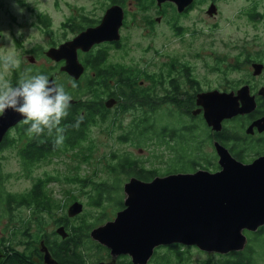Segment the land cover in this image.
I'll list each match as a JSON object with an SVG mask.
<instances>
[{
  "label": "flooded vegetation",
  "instance_id": "1",
  "mask_svg": "<svg viewBox=\"0 0 264 264\" xmlns=\"http://www.w3.org/2000/svg\"><path fill=\"white\" fill-rule=\"evenodd\" d=\"M101 1H104V4L101 5L103 12L100 16L92 17L82 14L66 18L60 24L63 29L60 40L53 41L49 48L40 44L35 45L34 48L29 47L23 54L16 56L20 62L17 69L10 71L9 76L5 75L3 78L15 83L18 73L25 67H30L34 72H48L49 78L55 80L53 73H56L59 76L57 81L63 83L72 96L71 105H82V107L93 105L92 113L94 111L95 114L82 110V107L78 110V114L81 113L84 119L88 118V127L94 124L96 118H100L102 113L134 110L135 113L131 114L132 125L123 126L128 135L122 140H129V142H133L134 135L136 136L142 130V122L150 121L148 119L150 114L161 112L164 103H169L168 105L173 108L170 116L174 118L180 116L181 122L178 125L171 124L168 125L169 127H164L160 119L152 118L151 123L156 124L158 128L152 125L151 132L148 133H152L151 137L154 136L153 144H156V147L160 145V142L163 145L167 143L166 147L171 152L166 161L167 165L162 164L166 166L162 168L164 170L160 169L158 164L156 167L148 168L145 167L146 164L135 159L123 157L132 163L152 169L153 172L148 174L150 176L137 172L126 173L124 182H120L119 179L114 180L118 174H113L112 179L109 180L110 185L94 183L91 185L93 189L88 191L69 190L67 193L73 196V199L68 204L38 205L39 200L35 197L34 202H29L28 198L32 194L33 187L42 188V181L34 184L32 189L30 188L23 196L28 204L24 202L21 205L9 204L7 192H3L4 198H0V264H76L67 261L70 255L78 256L80 264H169L171 261L172 264H188L194 263V260L190 258V252L194 251L205 256L209 253L215 254L210 257L219 258L218 263H212L211 258L203 257L200 261L206 260L200 264H230L238 256L248 257L250 264H257V257L254 255L256 253L264 255L262 250L258 252L260 243H264V224L256 231L245 228L242 232L247 238L245 247L225 253L209 252L206 247L189 241L162 243L152 248L141 249L140 253L134 257V254L129 252L134 250V247L130 244V240L128 242L127 237L120 240L124 243V252L115 253L107 244L108 242L112 245L118 241L117 238L112 240L110 237L116 236L117 231L110 232L104 243L94 239L92 232L113 223L118 214L126 209L128 193L125 187L132 180L149 183L156 179L172 177L171 180L175 183L179 181L181 175L199 171L210 174L220 173L223 167L219 148L226 150L236 163L245 166L264 158V0H190L188 3V0H182V2L148 0L149 9L145 4L146 0ZM17 3L18 8L26 7V10L19 11L13 6V0H0V48L6 32L13 30L16 23L18 29L23 27L24 21L27 27H36V29L43 27V24L45 26L49 24V19L44 14L36 13L35 17L30 18L34 20L32 25L30 21L28 22L29 0H17ZM179 4L183 5L182 8ZM132 5L145 12V20L152 25L146 34L156 37L158 32L154 27L166 23L170 43L175 38L183 42L186 37V42L195 43L196 36L199 35L209 38L223 36L230 32L229 28L232 26L238 27L236 32L242 34L245 41L239 42V46L235 48L232 61H224L222 56L216 53L213 45L204 46L203 52H195L193 56L190 52L185 53L183 60L173 52V46L172 48L165 46L167 53L165 49L162 52L167 54L166 61L161 65L153 62L152 73H145L142 58L137 60L131 57V50L128 45H124L125 38L122 35V31L126 32L127 37L131 33L129 30L131 26L127 19L132 16V13H128V7ZM115 6L120 7L124 13L119 40L95 44L87 51L78 49V60L81 66L79 67L78 64L77 67L82 69L78 76L77 73L63 71L68 62L66 59L55 61L47 56L50 50H61L86 30L98 27L105 13ZM233 6L237 8L236 13L228 14ZM16 16L18 18L21 16V21L15 19ZM44 20H47V24ZM184 22L194 24L193 26L185 25ZM197 24H200L199 28L196 27ZM180 49H183V46H180ZM154 53H161V51L156 48ZM42 56L45 61L47 58L50 60V69L47 65L40 63L39 57ZM26 61H28L27 65H25ZM196 61H202L204 72L201 75L198 73ZM193 62L195 65H192ZM144 76L150 77V86L145 92H143L142 78ZM73 81L77 85L74 89L71 87ZM156 95H165V98L151 103V98ZM223 99L234 102L236 113L218 122L217 117L222 112L219 110L217 101ZM140 104L144 106L141 108L142 112L147 113L144 118L137 113L140 110ZM6 113L12 114L13 117L17 114L11 110H7L5 115ZM207 113L217 118L215 125L208 124L205 119ZM112 116L115 115L107 118L110 119ZM126 116L123 115V117ZM137 122L141 123L137 125ZM190 126L193 128L201 126V130L194 129L190 133ZM26 127L27 125L19 119L13 121V124L7 128H0V134L3 133L0 136V164L6 161L7 153L13 152L15 147L26 167L30 163L42 160H29L25 156L27 153L24 152L33 141L32 136L26 132ZM131 130L134 131L132 135H129ZM197 130H199L198 134L194 133ZM183 137H188V140H183ZM84 138L88 136L85 134ZM146 140L140 139L144 142L141 143L142 146L146 144ZM183 142L184 147L181 151L180 144ZM134 144H136L135 141ZM136 145H138L136 148L141 149L140 151L143 150L142 146ZM207 147L211 150L209 154L204 153ZM184 151H187V154H183ZM124 159H121V162ZM181 159L183 163H175ZM222 177L240 181L248 175H223ZM249 178L251 182L247 185L244 202L253 211L263 205L264 174L249 175ZM85 181L91 183L93 179L91 177ZM227 186L224 182L217 188L222 189ZM78 193H84L85 197L93 198V201L89 202L91 203L89 207L85 206L84 201L75 198ZM109 197L118 198V203L109 200ZM42 199L44 202L47 201L46 196ZM102 201L107 203L111 201L114 203L113 208L109 205L108 212L100 215L86 211L87 208L97 207L92 203ZM76 203L83 205V211L74 215L70 210ZM29 205H35V210L32 211ZM23 208L28 209L29 213L25 214L21 211Z\"/></svg>",
  "mask_w": 264,
  "mask_h": 264
},
{
  "label": "rangeland",
  "instance_id": "2",
  "mask_svg": "<svg viewBox=\"0 0 264 264\" xmlns=\"http://www.w3.org/2000/svg\"><path fill=\"white\" fill-rule=\"evenodd\" d=\"M132 2V0L130 1ZM102 4L104 1L101 0H29V16L28 22L32 23L33 19L31 17H35L36 13L44 14L49 20V24L40 29H36V27H27L26 21L22 22L23 27L18 29L17 23L15 28L11 31H7L2 42L0 48V54L4 52H14L16 56L23 54L29 47L34 48L35 45H43L47 48L57 40L61 39V35L63 34V29L60 24L68 17H75L76 15L88 14L89 16H100L102 14ZM135 4V3H134ZM145 4L148 5V0L145 1ZM128 13H132V16H129L127 19L128 24L131 26V33L126 35V32L122 31V35H124V45H128L131 50V57L137 60L142 58L143 60V71L145 73H152L151 66L153 62L158 63L159 65L163 64L166 60V55L163 54L162 51L166 50L165 46L172 48L173 52L177 53L178 56L183 60V56L185 53H191L193 56L195 52H203V48L206 45H213L217 54H220L224 61H232V57L235 55V48L239 46L240 43L245 41V38L242 37V34H238L236 31L238 27L232 26L229 28V33L223 36L217 37H207L199 35L196 36L195 43L190 41L186 42V37H184L183 42H179L178 39H172L171 43L168 40V28L166 23H162L154 27L158 32L156 37H153L149 34H146L149 29L152 28V25L149 24L148 20H145L144 14L145 12L139 10L135 5L128 7ZM23 10H26V7H23ZM143 10V9H142ZM237 8L233 6V9L228 12V14L236 13ZM20 14V13H19ZM15 19L21 21V16L18 18L16 16ZM99 20V19H97ZM47 23V20H44ZM185 25H192L193 22H184ZM223 24V22H221ZM197 28L200 27V24H197ZM240 42V43H239ZM199 45V47H198ZM180 46H183V49H180ZM147 47V49H145ZM167 47V48H168ZM190 47V48H188ZM158 49L161 53H154V49ZM180 49V52H179ZM171 52V50L168 48ZM127 51H129L127 49ZM167 53V50H166ZM172 53V52H171ZM26 58V57H25ZM40 63L43 65H47V68H51V62L47 58L44 60L43 56L39 57ZM28 60V59H27ZM129 60V59H128ZM28 61H26L25 65H27ZM195 65V62L192 63ZM196 65L198 66V73L201 75L203 73V64L202 61H196ZM34 72V70H33ZM9 76V72L4 73L2 69H0V76ZM56 80L59 79V76L56 73H53ZM143 84V92L147 91L146 89L150 86V77L144 76L142 77ZM86 97H84L85 99ZM165 95H156L152 97L150 102L154 103L158 101L157 99H164ZM169 103H164V107L161 112L150 114L148 119L150 121L143 122L142 126L145 127V124L149 129L140 130L138 136L134 135L133 140L136 144L140 146L141 140H146V144L142 146L143 150L140 151L138 145L133 142H129V140L123 141V137L128 135L123 128L126 126L132 125V117L131 114L135 113V111L127 110L126 112L121 113H102L100 118H96L94 124L90 125L86 136L88 138H84L82 140V144L80 148H76L74 150L67 151L66 153H60V151L55 154H48L44 158L45 160H39L35 163H30L28 167L24 165V162L21 161V158L18 154L17 147L9 153H7L8 158H6L5 162L0 164V178H1V187L3 192H10L16 195L23 194L31 188L34 184L39 181H42V188L44 196L46 199L50 200L51 205L53 203L68 204L73 196H69L67 191L69 190H79V191H88L93 189L91 187L94 183L106 184L110 185V181L113 174H118V176L114 179H119L120 182H124V174L116 173L113 170L116 169L117 165L121 163V159L129 158L132 160H137L142 164H146L145 167L152 168V166H157L160 169L166 167L167 158L171 154L169 149L166 147V144H162L156 147V144H153L154 136L151 137V126H155L158 128L156 124H152L151 120L160 119L161 125L164 127H169L168 125L175 124L178 125L181 122L180 116H170L172 111V106L168 105ZM139 107L138 115L141 118L147 116L146 112H142V106ZM110 115L112 116L110 119L107 118ZM122 115V116H121ZM123 115H127L123 117ZM129 115V116H128ZM136 120V119H135ZM142 122V121H141ZM137 122L136 124L139 125ZM191 127L190 133L194 129L201 130V126ZM142 128V127H141ZM109 129V132L107 130ZM155 130V128H154ZM199 130H197L196 134H198ZM131 130L129 135H132ZM158 132V131H157ZM147 134V135H146ZM162 134V133H161ZM202 137V133L200 132ZM140 138V139H139ZM188 140V137H183V140ZM160 141V140H159ZM185 141V142H186ZM175 146V143H174ZM184 147V142L180 144V150ZM172 148V146L170 147ZM193 151H196L193 149ZM211 150L207 147L204 149V153L209 154ZM183 154H187V151H184ZM191 157L193 153L191 152ZM6 156V155H5ZM86 156L85 159L83 157ZM124 157V158H123ZM40 158V157H39ZM90 158V159H89ZM169 159V158H168ZM38 160V159H37ZM125 160V159H124ZM123 160V161H124ZM120 161V162H119ZM183 163V160L176 161L175 163ZM161 164V165H160ZM164 164V165H162ZM164 170V169H162ZM93 179L90 182H83L84 180ZM123 184V183H122ZM34 189V187H33ZM85 202V206L89 207L93 201V198L85 197L84 193H78L75 197ZM109 200L114 201L116 204L118 203V198L109 197ZM100 205H96L95 202L92 203L93 206H97L96 208H87L86 211L95 212L96 215H100L102 213H107L109 205L113 208L114 203L110 201L100 202ZM31 210H35V205H29ZM25 214H28L29 211L26 208L21 209ZM80 214V213H79ZM264 243H260V249L258 252L262 250L264 252ZM164 252V251H163ZM209 252L217 253L218 251L209 250ZM191 259L193 262H189L188 264H200L206 259H202L203 257H208L212 259V263H218L219 258L215 254H208V256L198 254L197 252H190ZM256 258L257 264H264V255L257 253L254 255ZM222 261V259H221ZM172 264V261L169 263ZM179 264V263H173Z\"/></svg>",
  "mask_w": 264,
  "mask_h": 264
},
{
  "label": "water",
  "instance_id": "3",
  "mask_svg": "<svg viewBox=\"0 0 264 264\" xmlns=\"http://www.w3.org/2000/svg\"><path fill=\"white\" fill-rule=\"evenodd\" d=\"M123 18V10L117 6L112 7L105 13L98 27L86 30L61 50H50L47 56L55 61L66 59L68 62L63 71L77 73L78 76L82 70L79 68L78 49L87 51L95 44L118 41ZM217 104L222 112L217 117L218 122L236 113L231 100H219ZM217 118L209 113L205 115L208 124L212 126L216 124ZM19 119L17 114L13 117L6 113L0 118V128H7ZM219 151L223 167L220 173L199 171L181 175L175 183L172 177L149 183L130 181L125 187L128 193L126 209L118 214L113 223L95 229L92 237L104 243L110 232L117 231L116 236L110 237L118 241L112 245L107 244L115 253L124 252V243L120 240L127 237L134 247V250H129L134 257L141 249L170 242L190 241L206 247L208 251L222 253L243 249L247 242L243 230L256 231L264 224V196L263 205L257 210L252 211L244 202L247 185L251 182L249 175L264 174V158L245 166L236 163L223 148H219ZM223 175L248 177L236 181L226 179ZM224 182L228 186L218 189L217 186ZM70 211L74 215L79 214L83 211V205L76 203Z\"/></svg>",
  "mask_w": 264,
  "mask_h": 264
},
{
  "label": "clouds",
  "instance_id": "4",
  "mask_svg": "<svg viewBox=\"0 0 264 264\" xmlns=\"http://www.w3.org/2000/svg\"><path fill=\"white\" fill-rule=\"evenodd\" d=\"M13 6L18 8L17 0H13ZM19 63L14 52L0 54V69L4 73L17 69ZM71 87H77L75 81ZM71 100L72 96L63 83L50 79L44 72H33L30 67L18 73L15 83L0 76V118L7 110L17 113L21 122L27 125L28 135L51 138L53 148L65 142L69 125L62 121L69 115ZM82 120L83 116L79 115L70 126L79 128Z\"/></svg>",
  "mask_w": 264,
  "mask_h": 264
},
{
  "label": "trees",
  "instance_id": "5",
  "mask_svg": "<svg viewBox=\"0 0 264 264\" xmlns=\"http://www.w3.org/2000/svg\"><path fill=\"white\" fill-rule=\"evenodd\" d=\"M47 24V23H46ZM103 58V57H102ZM49 76V73H46ZM88 106V107H87ZM84 105L82 107V105H72L70 110H69V115L68 117L62 121V123H65L67 125H69L67 132H66V138H65V142L63 143L62 146L57 147V148H53L52 143H51V138L49 137H43V138H33V141L31 142V144L29 145L28 149H26V151L24 153H27V155H25L29 160H34V159H44V157L48 154H55L56 152L60 151V153H66L67 151L70 150H74L76 148H80L81 144H82V140L84 139L85 134H87L88 132V118L84 119L80 122V126L79 128H72L70 125L74 122V119L76 117H78V115H80L81 113L78 114V110L82 107V110L84 111H88L92 113V107L93 105ZM92 114H95L94 111ZM144 122V121H143ZM142 122V123H143ZM143 124H141V127L143 130H145L146 128H149L146 126L145 127L142 126ZM138 135V134H137ZM48 153V154H46ZM40 157V158H39ZM47 158V157H46ZM86 156L83 157V159H85ZM90 159V158H89ZM117 168L114 169L113 171L116 173H120V174H126V173H135L137 172L138 174L143 173L145 175L151 174L153 171L152 169H147L144 166H140L136 163H132L130 162V160H124L121 163H119V166H116ZM150 176V175H148ZM147 176V177H148ZM83 182H86L85 180ZM3 190L0 184V198H4L3 195ZM23 194H14V193H10L7 192L6 193V197L8 200L9 204H23V202L25 204L26 200L23 197ZM44 196L43 193V189L39 186H37L36 188L33 189L32 194L29 196L28 200L29 202H34V197L36 200H39L37 202L38 205H44V206H48L51 205L50 200L48 199L47 201L42 199ZM96 205H100L101 203L95 202ZM4 207V205L2 206ZM68 262H72V263H76V264H80L79 261V257L76 255L73 256H69L67 259ZM230 264H250V260L248 257H239L231 262Z\"/></svg>",
  "mask_w": 264,
  "mask_h": 264
}]
</instances>
